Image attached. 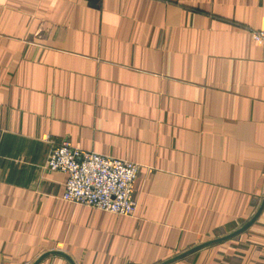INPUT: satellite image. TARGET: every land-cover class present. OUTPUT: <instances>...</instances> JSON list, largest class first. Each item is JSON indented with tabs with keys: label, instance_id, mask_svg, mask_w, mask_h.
Masks as SVG:
<instances>
[{
	"label": "crops",
	"instance_id": "0c3cea01",
	"mask_svg": "<svg viewBox=\"0 0 264 264\" xmlns=\"http://www.w3.org/2000/svg\"><path fill=\"white\" fill-rule=\"evenodd\" d=\"M263 26L264 0H0V264H264ZM64 140L140 165L134 215L62 198Z\"/></svg>",
	"mask_w": 264,
	"mask_h": 264
},
{
	"label": "built area",
	"instance_id": "2783aa9c",
	"mask_svg": "<svg viewBox=\"0 0 264 264\" xmlns=\"http://www.w3.org/2000/svg\"><path fill=\"white\" fill-rule=\"evenodd\" d=\"M252 38L264 44V26L252 31ZM47 167L67 176L62 198L118 215H134L138 163L83 150L62 141L56 146Z\"/></svg>",
	"mask_w": 264,
	"mask_h": 264
},
{
	"label": "water",
	"instance_id": "95a60500",
	"mask_svg": "<svg viewBox=\"0 0 264 264\" xmlns=\"http://www.w3.org/2000/svg\"><path fill=\"white\" fill-rule=\"evenodd\" d=\"M236 234H237V232H236V233H233L232 235H229V237H233V236H235ZM217 241H219V239L214 240V241H211L210 243H207V244H211V243H214V242H217ZM207 244H206V245H207ZM202 246H203V245H202ZM197 248H199V247H197ZM197 248H195V249H197ZM195 249H192L191 251H188V252H186V253L180 254V255H178L177 257H175V258H173V259H169L168 261H165V262L162 263V264H170V263H172V262H175V261L179 260L181 257H184L185 255H187L188 253L192 252V251L195 250Z\"/></svg>",
	"mask_w": 264,
	"mask_h": 264
},
{
	"label": "rangeland",
	"instance_id": "374dc122",
	"mask_svg": "<svg viewBox=\"0 0 264 264\" xmlns=\"http://www.w3.org/2000/svg\"><path fill=\"white\" fill-rule=\"evenodd\" d=\"M55 148V147H54ZM53 151V150H52ZM52 153V152H51ZM51 153H50V155H51ZM50 155H49V157H50ZM49 157H48V159H49ZM115 158H117V157H115ZM48 159H47V161H48ZM118 159H121V158H118ZM124 160H126V159H124ZM47 161H46V167H47ZM128 161H130V160H128ZM48 168V167H47ZM49 170H52V169H50V168H48ZM54 171H57V170H54ZM63 173V172H62ZM65 174V173H64ZM135 191V190H134ZM104 211V210H103Z\"/></svg>",
	"mask_w": 264,
	"mask_h": 264
}]
</instances>
